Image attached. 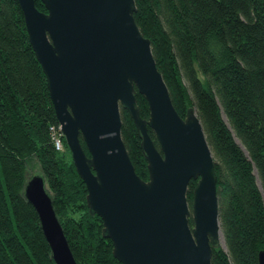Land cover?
<instances>
[{
    "label": "trees",
    "instance_id": "16d2710c",
    "mask_svg": "<svg viewBox=\"0 0 264 264\" xmlns=\"http://www.w3.org/2000/svg\"><path fill=\"white\" fill-rule=\"evenodd\" d=\"M134 3V20L150 41L175 110L183 117L194 109L213 154L224 246H212L211 264H258L264 248V0ZM34 5L45 11L41 0ZM135 96L147 118V101ZM119 114L134 169L147 178L137 129L121 106ZM57 125L19 4L0 0V264H54L23 193L33 160L77 264H121L101 217L88 208L86 185L65 152L63 134L62 147L54 146L50 127ZM195 181L187 186L188 204Z\"/></svg>",
    "mask_w": 264,
    "mask_h": 264
},
{
    "label": "water",
    "instance_id": "95a60500",
    "mask_svg": "<svg viewBox=\"0 0 264 264\" xmlns=\"http://www.w3.org/2000/svg\"><path fill=\"white\" fill-rule=\"evenodd\" d=\"M17 2L86 203L101 217L112 254L121 264H211L221 235L213 154L194 109L183 117L175 110L134 20V0H41L45 11L34 0ZM136 91L147 101V118ZM119 106L139 134L147 178L136 173L121 137ZM23 193L54 264H77L42 175L28 176ZM257 261L264 264V248Z\"/></svg>",
    "mask_w": 264,
    "mask_h": 264
},
{
    "label": "built area",
    "instance_id": "2783aa9c",
    "mask_svg": "<svg viewBox=\"0 0 264 264\" xmlns=\"http://www.w3.org/2000/svg\"><path fill=\"white\" fill-rule=\"evenodd\" d=\"M51 135H52V140L54 143L55 148L60 149L62 147L61 144V136H62V131L60 129L59 124L55 126H51Z\"/></svg>",
    "mask_w": 264,
    "mask_h": 264
},
{
    "label": "rangeland",
    "instance_id": "374dc122",
    "mask_svg": "<svg viewBox=\"0 0 264 264\" xmlns=\"http://www.w3.org/2000/svg\"><path fill=\"white\" fill-rule=\"evenodd\" d=\"M64 148H65L66 154L70 155V152H69V149H68L67 145ZM29 172L31 174L39 172V167H38L37 163L34 160L30 163ZM220 244L224 246L222 234L220 235Z\"/></svg>",
    "mask_w": 264,
    "mask_h": 264
},
{
    "label": "flooded vegetation",
    "instance_id": "af4514ba",
    "mask_svg": "<svg viewBox=\"0 0 264 264\" xmlns=\"http://www.w3.org/2000/svg\"><path fill=\"white\" fill-rule=\"evenodd\" d=\"M190 223V222H189ZM190 224H192V223H190Z\"/></svg>",
    "mask_w": 264,
    "mask_h": 264
}]
</instances>
